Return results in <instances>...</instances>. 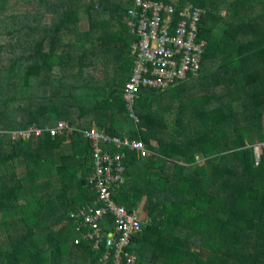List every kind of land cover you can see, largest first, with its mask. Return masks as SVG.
<instances>
[{"label":"trees","instance_id":"obj_1","mask_svg":"<svg viewBox=\"0 0 264 264\" xmlns=\"http://www.w3.org/2000/svg\"><path fill=\"white\" fill-rule=\"evenodd\" d=\"M157 1L203 9L206 48L197 75L141 90L135 121L124 99L135 0H0V264H101L107 252L75 244L71 216L97 198L90 142L8 134L59 121L150 151L126 150L113 192L145 214L137 264H264V0Z\"/></svg>","mask_w":264,"mask_h":264},{"label":"built area","instance_id":"obj_2","mask_svg":"<svg viewBox=\"0 0 264 264\" xmlns=\"http://www.w3.org/2000/svg\"><path fill=\"white\" fill-rule=\"evenodd\" d=\"M178 17L175 16L176 13ZM203 9L189 4L180 11L157 0H135V8L129 10L127 22L137 40L131 45L135 55L132 75L124 87L126 109L131 118L139 121L135 112L136 99L142 89L162 91L177 83L187 81L201 69L206 42L198 39L199 24ZM79 131L90 142L93 171L89 184L96 191L95 205L84 206L72 214L77 221L76 231L93 243L95 250L107 242V252L100 258L101 264H137L138 256L130 250L133 237L142 229V220L137 210L129 212L114 200L113 192L124 180L127 151H136L147 157L150 151L142 140L113 137L95 126L77 130L65 121L40 128L36 125L26 130L10 131L13 139H27L32 134L52 137L65 132ZM111 149H118L112 152ZM256 161L260 153L256 152ZM111 217L114 231L104 232L102 222ZM110 241V243H108Z\"/></svg>","mask_w":264,"mask_h":264},{"label":"rangeland","instance_id":"obj_3","mask_svg":"<svg viewBox=\"0 0 264 264\" xmlns=\"http://www.w3.org/2000/svg\"><path fill=\"white\" fill-rule=\"evenodd\" d=\"M94 127V126H93ZM26 130V129H25ZM3 132H5V131H3ZM5 134H7V133H5ZM9 134V133H8ZM0 135H2V131L0 132ZM4 135V134H3ZM10 135V134H9ZM11 136V138H12V135H10ZM18 171L19 172H22V171H25L24 170V167L23 168H21V169H18ZM140 217H141V220H142V222H143V220L145 219V214L142 212V211H140Z\"/></svg>","mask_w":264,"mask_h":264},{"label":"crops","instance_id":"obj_4","mask_svg":"<svg viewBox=\"0 0 264 264\" xmlns=\"http://www.w3.org/2000/svg\"><path fill=\"white\" fill-rule=\"evenodd\" d=\"M194 83H196V82H195V81H193V82H192V81H191V82L188 81V82H185L184 85H185V86H191V85H193ZM185 88H186V87H185ZM48 127H51V126H48ZM46 128H47V127H46ZM198 159L201 161V158H198Z\"/></svg>","mask_w":264,"mask_h":264},{"label":"water","instance_id":"obj_5","mask_svg":"<svg viewBox=\"0 0 264 264\" xmlns=\"http://www.w3.org/2000/svg\"><path fill=\"white\" fill-rule=\"evenodd\" d=\"M108 243H110V241Z\"/></svg>","mask_w":264,"mask_h":264},{"label":"bare ground","instance_id":"obj_6","mask_svg":"<svg viewBox=\"0 0 264 264\" xmlns=\"http://www.w3.org/2000/svg\"><path fill=\"white\" fill-rule=\"evenodd\" d=\"M133 8V7H132Z\"/></svg>","mask_w":264,"mask_h":264}]
</instances>
